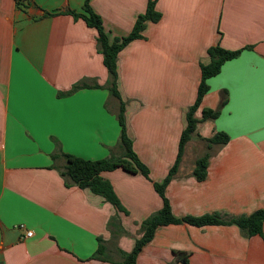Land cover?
I'll return each instance as SVG.
<instances>
[{
  "label": "crops",
  "instance_id": "0c3cea01",
  "mask_svg": "<svg viewBox=\"0 0 264 264\" xmlns=\"http://www.w3.org/2000/svg\"><path fill=\"white\" fill-rule=\"evenodd\" d=\"M149 0H90L110 39L128 35ZM161 14L143 39L118 56L120 91L128 102L133 150L150 180L122 169L102 172L127 215L125 234L113 240L114 208L88 190L66 187L52 165L59 151L86 160L119 156L118 101L96 48V30L67 12L83 0H0V264H114L130 252L140 223L162 207L153 188L175 162L184 115L197 95L200 64L219 45L240 51L208 80L196 112L216 110L199 122L166 188L176 218L221 213L250 215L264 207V0H153ZM83 81L90 86L60 95ZM98 85L102 88H93ZM229 137L212 149L207 175L193 176L215 133ZM24 226V229H19ZM25 231L33 236L22 239ZM103 241L105 261L93 259ZM110 260V261H108ZM138 264H264L262 236L236 226L159 227Z\"/></svg>",
  "mask_w": 264,
  "mask_h": 264
},
{
  "label": "trees",
  "instance_id": "16d2710c",
  "mask_svg": "<svg viewBox=\"0 0 264 264\" xmlns=\"http://www.w3.org/2000/svg\"><path fill=\"white\" fill-rule=\"evenodd\" d=\"M24 1L17 0L18 6H24ZM67 14L71 15L74 19H82L87 27L96 30V48L102 57L103 65L108 74V80L104 87L110 96L118 101L117 121L120 128L119 145L122 153L119 156L102 160H86L59 151L51 156L52 161L55 162L57 159L62 158L64 164L61 167L52 165V169L58 171L66 187H78L82 190H88L91 194L100 197L105 203L110 204L114 208L115 215L108 222V231L112 239L117 240L125 234L121 226L119 214L127 215V211L122 207L110 183L101 177V173L122 169L130 174H140L145 179L150 180L149 170L135 154L133 150V139L128 132L126 113L128 102L123 99L120 91L118 56L131 42L143 39L142 33L146 25L148 23H157L161 19V14L155 10V2L149 0L145 12L137 17L131 32L126 36L116 37L112 40L106 32L101 18L92 11L90 0H83L82 13L67 12ZM239 54L240 51L225 50L219 45L210 47L207 50L208 62L206 64H200V84L194 103L187 108L184 115V128L180 135L175 162L162 181L153 182V188L162 200V207L140 223L141 235L134 242L130 252L127 253L117 249L116 255L118 260L114 261V264H138V255L153 240L155 231L159 227L168 225L187 224L194 227L236 226L242 235L247 238L262 236L264 228V207L254 211L250 215L230 216L228 214L213 213L200 217L186 216L176 218L172 214L171 206L165 193L168 184L178 172L185 146L194 136L198 123L218 118L221 109L226 103L223 92L219 107L216 110L203 109L201 119L196 117V112L201 105L202 99L209 90L208 80L219 74L225 62L237 58ZM87 87L90 88L83 81H80L74 84L69 91L60 95H70ZM92 87L102 88L96 84ZM201 140L206 143V149L208 151L199 157L194 164L193 176L199 182L204 181L207 175L208 160L213 154L209 151L212 149H220L226 145L229 137L225 133L217 132L211 138ZM107 251L103 245V241L98 239V248L92 258L105 261L107 260L105 258Z\"/></svg>",
  "mask_w": 264,
  "mask_h": 264
},
{
  "label": "built area",
  "instance_id": "2783aa9c",
  "mask_svg": "<svg viewBox=\"0 0 264 264\" xmlns=\"http://www.w3.org/2000/svg\"><path fill=\"white\" fill-rule=\"evenodd\" d=\"M19 229H24V226H20ZM33 236L32 231H25L24 234L21 236L22 239H27Z\"/></svg>",
  "mask_w": 264,
  "mask_h": 264
}]
</instances>
